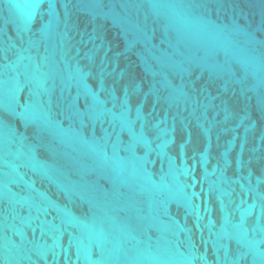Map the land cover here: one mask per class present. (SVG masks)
Wrapping results in <instances>:
<instances>
[{
  "label": "water",
  "instance_id": "1",
  "mask_svg": "<svg viewBox=\"0 0 264 264\" xmlns=\"http://www.w3.org/2000/svg\"><path fill=\"white\" fill-rule=\"evenodd\" d=\"M0 264H264V0H0Z\"/></svg>",
  "mask_w": 264,
  "mask_h": 264
}]
</instances>
